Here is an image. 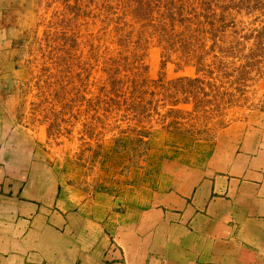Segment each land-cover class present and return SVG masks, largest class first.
I'll return each instance as SVG.
<instances>
[{
	"label": "rangeland",
	"instance_id": "374dc122",
	"mask_svg": "<svg viewBox=\"0 0 264 264\" xmlns=\"http://www.w3.org/2000/svg\"><path fill=\"white\" fill-rule=\"evenodd\" d=\"M230 2L0 0V264L21 252L28 184L169 211L170 196L190 197L253 151L264 137V0L225 12ZM172 13L189 20L175 25L186 51L151 26L163 16L171 26ZM134 74L138 98L152 101L142 116L128 106ZM259 237L243 230L239 241L254 264L264 247L247 244Z\"/></svg>",
	"mask_w": 264,
	"mask_h": 264
},
{
	"label": "crops",
	"instance_id": "0c3cea01",
	"mask_svg": "<svg viewBox=\"0 0 264 264\" xmlns=\"http://www.w3.org/2000/svg\"><path fill=\"white\" fill-rule=\"evenodd\" d=\"M261 140L253 151L245 149L228 165L227 175L202 181L190 197L170 196L164 204L172 203L169 211L139 203L117 210L109 206L110 197L104 193L98 196L101 202L95 198L92 204L89 196L84 198L81 190L67 183L40 187L36 193L30 192L28 184L21 205L27 220L19 225L23 246L12 256V262L254 264L253 258L240 252L246 245L239 241L245 230L250 240L254 234L261 235L247 245L264 247ZM218 217L221 221H216ZM205 218H209L207 223Z\"/></svg>",
	"mask_w": 264,
	"mask_h": 264
},
{
	"label": "trees",
	"instance_id": "16d2710c",
	"mask_svg": "<svg viewBox=\"0 0 264 264\" xmlns=\"http://www.w3.org/2000/svg\"><path fill=\"white\" fill-rule=\"evenodd\" d=\"M232 1L234 0H231L229 4V6H226L225 7V12L230 10L232 7ZM140 9H143V8H140ZM144 11V10H143ZM140 12V11H139ZM144 16V15H143ZM171 17V26L167 23L166 21V17L164 18V16L162 17V20H159L160 23H157V24H149L151 26L154 27L155 31L157 33H160L161 37H162V40L165 41L167 44H169V46L171 45L172 47H175L177 46L178 44L180 45V47L182 48L183 51H186V40H185V30H182V31H176L175 30V25L178 24L180 27L181 26H184L185 29H187L185 26L189 27V25L186 24L189 23V20L187 19H180V16L179 17H175L174 16V13L170 14L169 15ZM148 16H146V20H149V18H147ZM152 21V19L150 20ZM169 26L171 28H169ZM187 33V32H186ZM214 38H217L216 34L214 35ZM215 44H216V41H215ZM166 50H168V45H167V48ZM184 55H187V56H184V57H190L189 54H185ZM201 61V60H199ZM201 63V62H199ZM199 71H205V72H208L205 70V68H199ZM213 71H209V75H213ZM137 74H134L133 75V79L131 81H129V83L132 85V87L134 88V90L131 92L132 94V103L131 104H128V106L130 107V109L133 110V112L135 113L136 116H142L144 115L148 108L146 107V105H151L152 104V101L151 102H145L146 101V98H144V96H140L138 98L137 96V93L136 91H139L137 90V87H138V84H137ZM188 80V79H187ZM179 81H184L183 79H180ZM191 82L195 83V84H198L199 83H203L202 79L200 78H197L195 80H192ZM113 84V83H112ZM116 85L113 84V87L115 88ZM131 89V88H130ZM196 90H199V88H197ZM193 97L195 98V100L197 101V104H200L201 101H198L200 98L199 96V93L196 91V93H193ZM124 94H121L119 95L118 97L122 96ZM144 95V93H143ZM137 96V97H136ZM208 95L206 94V97ZM126 103H129L128 101H125ZM128 107V108H129ZM219 109V108H218Z\"/></svg>",
	"mask_w": 264,
	"mask_h": 264
}]
</instances>
